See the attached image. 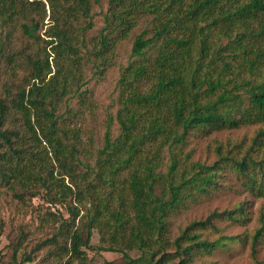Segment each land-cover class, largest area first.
Masks as SVG:
<instances>
[{
	"label": "trees",
	"instance_id": "16d2710c",
	"mask_svg": "<svg viewBox=\"0 0 264 264\" xmlns=\"http://www.w3.org/2000/svg\"><path fill=\"white\" fill-rule=\"evenodd\" d=\"M125 1L110 0L108 33L88 38L92 0H0V194L25 205L43 195L69 214L19 261L29 241L22 228L11 264H31L43 249L38 264H91L94 229L97 249L121 254L122 264H189L223 245L202 235L216 229V219L243 223L248 214L242 206L213 213L171 240L175 214L221 190L228 172L264 197V128L242 154V146L217 143L212 163L184 155L198 134L264 125V0H146L156 12L153 35L134 41L104 145L95 154L86 147L74 125L82 113L70 102L86 101L85 66L100 72L111 65L134 28ZM183 157L189 165L179 175ZM260 224L244 237L254 258L264 212Z\"/></svg>",
	"mask_w": 264,
	"mask_h": 264
},
{
	"label": "rangeland",
	"instance_id": "374dc122",
	"mask_svg": "<svg viewBox=\"0 0 264 264\" xmlns=\"http://www.w3.org/2000/svg\"><path fill=\"white\" fill-rule=\"evenodd\" d=\"M146 0H126L123 8L131 12V18L135 20V26L129 36L121 40L115 49L116 55L112 64L95 72L93 66L88 64L84 68L85 87L87 90L86 101L74 98L70 107L74 111L82 113L81 118L74 125L82 127L83 139L86 147L92 153H96L104 145V136L110 116L115 117L120 107L119 80L123 68L128 64L134 41L140 35L146 38L153 35L155 9ZM134 2L135 5L131 6ZM110 0H92V12L94 14V26L89 32L88 38L97 37L101 33H108L107 20ZM116 35V34H114ZM91 47V45H90ZM22 75V74H21ZM264 125H247L236 129H225L208 135L198 134L190 138L189 144L184 148V155L191 154V161L212 163L215 160L214 147L217 143H231L239 145L241 154L251 145L252 139ZM114 136L120 133L117 122L112 126ZM259 157L264 156V147L259 149ZM170 152L164 149L162 153V170L168 171L170 164ZM189 162L182 158L179 175L182 174ZM223 188L211 197H198L191 201L185 208L171 218L170 238L174 240L185 227L195 220H203L213 213L233 211L242 206L247 211L248 220L245 222H232L226 217L214 221L216 229L202 231L203 238L212 241L223 240V245L210 255H199L189 264H264V239L257 245L255 258L252 254L250 240L244 237L252 236L261 226L260 216L264 212V197H254L249 194L242 181L233 174L227 173L222 179ZM66 205H52L43 195L30 200L26 205L13 200L10 195L0 194V264H11L14 260V250L19 240L22 228L29 233V241L24 242L18 253H30L35 246L47 238L52 237L59 226V219L69 217ZM241 236V239L234 237ZM91 248H87L91 264H104L105 261H113L122 264V255L119 253L104 252L97 249L102 245L101 235L94 229L90 242ZM47 249L36 252L35 262L38 264ZM174 252V248L169 249ZM176 259L173 264H177ZM30 264V263H27Z\"/></svg>",
	"mask_w": 264,
	"mask_h": 264
}]
</instances>
